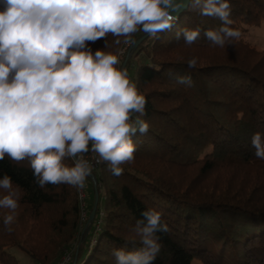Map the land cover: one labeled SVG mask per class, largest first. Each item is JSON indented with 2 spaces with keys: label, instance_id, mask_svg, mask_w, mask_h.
Here are the masks:
<instances>
[{
  "label": "trees",
  "instance_id": "16d2710c",
  "mask_svg": "<svg viewBox=\"0 0 264 264\" xmlns=\"http://www.w3.org/2000/svg\"><path fill=\"white\" fill-rule=\"evenodd\" d=\"M228 2L231 27L242 36L224 48L204 37L221 21L188 7L171 30L157 37L138 32L126 45L123 64L147 100L142 119L149 131L132 137L135 158L122 165V175H112L106 163L93 171L82 227L77 188L41 189L27 160L0 161V177L7 173L21 190L11 233L0 209V264H54L65 251H72L70 264H116L114 249L141 247L131 229L150 208L169 228L157 233L162 247L154 264H264V160L251 146L254 133L264 134V49L244 39L248 27L264 22V0ZM181 28H199L200 39L186 45L176 38ZM107 44L90 47L118 54L125 46L112 36ZM183 75H191L192 87L177 83Z\"/></svg>",
  "mask_w": 264,
  "mask_h": 264
},
{
  "label": "clouds",
  "instance_id": "9594fccd",
  "mask_svg": "<svg viewBox=\"0 0 264 264\" xmlns=\"http://www.w3.org/2000/svg\"><path fill=\"white\" fill-rule=\"evenodd\" d=\"M187 6L221 21L204 32L212 46L240 40L241 31L231 27L228 0H187ZM184 7L185 0H0V161L27 160L41 189L48 184L84 189L94 163L122 175V165L135 158L132 137L149 131L142 119L147 100L119 55L105 50L107 37L116 45L134 43L138 32L157 37L172 29L178 19L172 13ZM181 35L192 45L201 30L181 28L176 38ZM101 39L105 49L93 52L90 45ZM196 65L195 57L187 61L190 69ZM176 79L194 84L191 75ZM251 146L264 160V134L254 133ZM89 153L91 160L85 158ZM20 200V186L4 173L0 209L7 210L2 223L8 233ZM141 217L131 229L141 247L114 249L116 264H154L162 247L157 233L169 228L155 209Z\"/></svg>",
  "mask_w": 264,
  "mask_h": 264
},
{
  "label": "rangeland",
  "instance_id": "374dc122",
  "mask_svg": "<svg viewBox=\"0 0 264 264\" xmlns=\"http://www.w3.org/2000/svg\"><path fill=\"white\" fill-rule=\"evenodd\" d=\"M0 10H2V8H0ZM244 39L247 42H249L250 44L254 45L255 47H257L259 49H264V22H262L258 26L248 27L246 33L244 34ZM120 51H121V49H120ZM124 53H126V48L124 49L123 54L120 55L121 57L119 56V59L121 61V66H124V64H123L124 56H125ZM128 72H129L130 77L132 78L134 76V71L132 70V68H129ZM97 171H99V170H97ZM97 171H95V172H97ZM95 182L96 181L94 179L93 174L86 181V186H85L86 195H87L86 202L90 205H91V201H92L91 200L89 202L90 191L93 189V187H95ZM102 205H103V203L100 202L101 208H102ZM14 254L16 256H18L15 252H14ZM21 262L24 264H33V262H31L29 259H22Z\"/></svg>",
  "mask_w": 264,
  "mask_h": 264
},
{
  "label": "built area",
  "instance_id": "2783aa9c",
  "mask_svg": "<svg viewBox=\"0 0 264 264\" xmlns=\"http://www.w3.org/2000/svg\"><path fill=\"white\" fill-rule=\"evenodd\" d=\"M125 48H126V45L123 46L121 51H119V53H118L119 56L121 54H123ZM92 156H93V154L89 153V154H86L85 158L91 160ZM99 165L100 164H95L94 163V167H93V171L94 172L98 170ZM77 198H78V205H79L80 226L82 227L84 225V223L87 221L88 217H89V206H88V203L86 202L87 195H86L85 188L84 189H77ZM71 252L72 251H65L61 255V257L58 259V261L55 262L54 264H70L71 261H72Z\"/></svg>",
  "mask_w": 264,
  "mask_h": 264
},
{
  "label": "water",
  "instance_id": "95a60500",
  "mask_svg": "<svg viewBox=\"0 0 264 264\" xmlns=\"http://www.w3.org/2000/svg\"><path fill=\"white\" fill-rule=\"evenodd\" d=\"M187 7H188L187 6V0H185V7L182 8L179 12H174L172 14L176 15V16H179L182 12H184L187 9ZM96 206H97V196H95V198H94V203H93V206H92V210L90 212V219H92L94 214H95Z\"/></svg>",
  "mask_w": 264,
  "mask_h": 264
},
{
  "label": "crops",
  "instance_id": "0c3cea01",
  "mask_svg": "<svg viewBox=\"0 0 264 264\" xmlns=\"http://www.w3.org/2000/svg\"><path fill=\"white\" fill-rule=\"evenodd\" d=\"M89 199H90V200H89V202H90V201L92 200V199H91V194H90V198H89Z\"/></svg>",
  "mask_w": 264,
  "mask_h": 264
}]
</instances>
